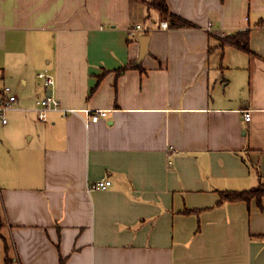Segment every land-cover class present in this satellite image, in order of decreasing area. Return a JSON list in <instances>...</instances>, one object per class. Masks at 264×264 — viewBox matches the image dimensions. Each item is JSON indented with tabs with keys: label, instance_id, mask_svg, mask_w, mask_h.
Instances as JSON below:
<instances>
[{
	"label": "crops",
	"instance_id": "1",
	"mask_svg": "<svg viewBox=\"0 0 264 264\" xmlns=\"http://www.w3.org/2000/svg\"><path fill=\"white\" fill-rule=\"evenodd\" d=\"M146 1L0 0V102L18 80L32 102L108 111L42 120L11 88L0 264L7 247L16 264H264V197L216 206L264 180V0H167L196 26L166 29ZM245 29L255 55L213 48Z\"/></svg>",
	"mask_w": 264,
	"mask_h": 264
},
{
	"label": "trees",
	"instance_id": "2",
	"mask_svg": "<svg viewBox=\"0 0 264 264\" xmlns=\"http://www.w3.org/2000/svg\"><path fill=\"white\" fill-rule=\"evenodd\" d=\"M146 3L150 9H154L159 12L161 21H166L169 28H193L196 26L195 24L187 21L181 16L172 13L168 8L167 0H150L146 1ZM146 31L148 32L149 30L147 29ZM250 33L251 29H245L242 31H238L237 33L230 34H217L211 31L209 37L215 42H218L217 46L214 45L213 48L232 47L247 55L253 56L256 53H254L250 47ZM128 68V66H125L118 70V72L125 71ZM218 195L219 198L216 206H220L224 203L229 202H246L249 204L252 200L255 199L257 201V204L261 207L262 198L264 197V180H260L256 186L251 187L250 189L220 190L218 191ZM202 211L203 209H185L184 211H182V213L186 215H199ZM261 238H264V235ZM8 251L9 248L7 247L5 264H16V261H14V259L9 255Z\"/></svg>",
	"mask_w": 264,
	"mask_h": 264
},
{
	"label": "built area",
	"instance_id": "3",
	"mask_svg": "<svg viewBox=\"0 0 264 264\" xmlns=\"http://www.w3.org/2000/svg\"><path fill=\"white\" fill-rule=\"evenodd\" d=\"M162 28H168V23L163 22L161 24ZM140 31H143V26L141 24H135L131 25L129 27L128 33L131 37H135L137 33ZM224 36V35H223ZM38 78L44 82L45 86H50L54 83V78L48 74L47 72H41L38 74ZM3 92L5 95H7V99L2 100L0 102V118L1 122L3 124L7 123V119L5 117V113L10 110H14V104L17 101V97L12 94V89L9 86H5L3 89ZM40 119L45 120L47 113L49 111H58L63 113L64 115H67L69 113H75L79 115L85 127L89 129L91 125L97 124L100 120L107 118L108 116V111L105 110H99V111H94L92 109H85V110H74V109H65L61 106L60 102L58 99L53 97L52 95H48L43 99H40L36 102V106L34 109ZM245 113V119L247 121L250 120V111H244ZM111 186V181H100L92 185L93 189H102L105 190Z\"/></svg>",
	"mask_w": 264,
	"mask_h": 264
},
{
	"label": "rangeland",
	"instance_id": "4",
	"mask_svg": "<svg viewBox=\"0 0 264 264\" xmlns=\"http://www.w3.org/2000/svg\"><path fill=\"white\" fill-rule=\"evenodd\" d=\"M137 35H138V33H137ZM137 35L135 37H133L136 40H138V37H139ZM14 83H15V85H11L9 83H5V84L7 86H9L10 88H12L14 90V93L18 97H20L23 101H25V108L34 109L36 106V101L32 102V99L30 97H23V96H26L25 94H28L27 89L18 80H16ZM5 84H4V87H5ZM2 86H3V83L0 81V87H2ZM19 106H22V105H19ZM17 114L22 115L19 111H13V110L7 111L5 113V117H6L7 121L9 122L7 127H9L10 129L14 126L15 116ZM29 114H34V113H29ZM7 129L8 128H6L4 125H2L1 118H0V141H3L5 137H8L9 130H7ZM3 149H7V148L2 147V149H0V152H2Z\"/></svg>",
	"mask_w": 264,
	"mask_h": 264
},
{
	"label": "water",
	"instance_id": "5",
	"mask_svg": "<svg viewBox=\"0 0 264 264\" xmlns=\"http://www.w3.org/2000/svg\"><path fill=\"white\" fill-rule=\"evenodd\" d=\"M139 45H140V61H141L148 53L149 37L147 36L140 37Z\"/></svg>",
	"mask_w": 264,
	"mask_h": 264
}]
</instances>
